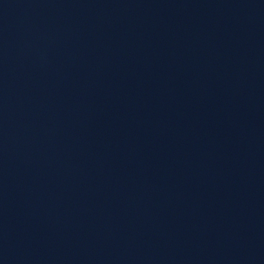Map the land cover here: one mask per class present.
Returning a JSON list of instances; mask_svg holds the SVG:
<instances>
[{"label":"water","instance_id":"water-1","mask_svg":"<svg viewBox=\"0 0 264 264\" xmlns=\"http://www.w3.org/2000/svg\"><path fill=\"white\" fill-rule=\"evenodd\" d=\"M0 264H264V0H0Z\"/></svg>","mask_w":264,"mask_h":264}]
</instances>
